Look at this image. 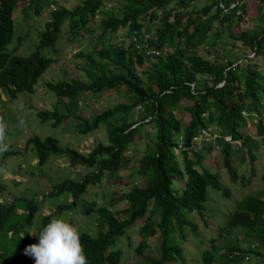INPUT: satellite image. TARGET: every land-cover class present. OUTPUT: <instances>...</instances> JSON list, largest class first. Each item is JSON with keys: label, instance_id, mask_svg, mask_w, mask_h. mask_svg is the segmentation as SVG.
<instances>
[{"label": "trees", "instance_id": "1", "mask_svg": "<svg viewBox=\"0 0 264 264\" xmlns=\"http://www.w3.org/2000/svg\"><path fill=\"white\" fill-rule=\"evenodd\" d=\"M17 1L0 0V86L14 96L20 90L33 92L34 82L53 61L40 49L59 40L63 43L60 28L67 20L66 40L89 34L84 78L45 83L56 99L53 109L43 110L41 116L52 119L54 125L68 117L72 127L85 135L105 125L106 139L84 151L54 135L31 136L39 164L64 155L70 164L89 171L77 179L65 177L53 183L48 192L34 190L0 200V264H35L24 254L27 245L39 242L32 233L38 234L61 214L78 226L87 264H170L180 260L182 241L198 249L194 232L184 226L196 229L191 209L205 217L208 187L219 186V177L208 168H198L205 146L192 147L193 135L202 127L219 128L221 135L208 148L220 147L232 177L237 174L234 157H243L246 150L253 160L260 139L264 141V67H260L264 63V0H206L200 5L196 0H118L116 10L105 7L103 0H81L54 12L28 56L5 50ZM42 1L28 0L25 8L38 13ZM252 8L257 10L254 16L248 15ZM99 11L104 14L95 22ZM247 20L252 24L242 27ZM120 26L132 36L136 33L139 47L132 40L118 44L106 38L107 31ZM97 28V34L91 35ZM200 45L207 55L198 52ZM250 51L261 60L250 56ZM113 87L119 102L86 113L91 104L84 98L96 101ZM26 104L31 106L30 101ZM185 111L187 119L180 116ZM251 122L254 131L247 129ZM142 138L143 148H132ZM175 179L177 188L184 179L180 192L173 186ZM91 184L101 187L97 198L81 196ZM256 191L237 203L222 234L230 236L242 228L245 236L257 240L215 245L214 251H204L206 261L222 253L224 264H245L244 256L253 258L248 264H264V197ZM36 192L64 195L66 200L42 214ZM37 214L39 225L31 233ZM78 217H82L80 223ZM87 217L95 222V233L85 228ZM126 236H130L128 244L123 240ZM150 245L158 246V253Z\"/></svg>", "mask_w": 264, "mask_h": 264}, {"label": "rangeland", "instance_id": "2", "mask_svg": "<svg viewBox=\"0 0 264 264\" xmlns=\"http://www.w3.org/2000/svg\"><path fill=\"white\" fill-rule=\"evenodd\" d=\"M205 1L206 0H196V3L200 5ZM58 2L67 6L68 8H71L78 3V0H58ZM103 2L106 7H113L115 10L118 8L116 7L118 5V0H103ZM20 5L21 3H19V6L15 10H13V17L16 15L17 24L19 26H21V16L23 14L22 11L19 10ZM256 12L257 10H255V8L249 9L248 15L254 16ZM101 14L102 13H99L94 16L95 22L100 20L99 17ZM47 16L48 12L45 9L38 15L29 13L25 14L22 22L26 27L27 34L24 36L20 47L14 51L15 53L28 54L35 49ZM250 24H252V21L247 20L242 22L241 26L245 27ZM97 31H99V28L95 29L91 35L95 36ZM18 33L19 28L16 27L12 41L7 45L8 50L12 51V47L16 43ZM64 33L65 31L63 30L62 35ZM145 35L147 34L145 33ZM106 38L118 44H120L123 40H125L126 43H129V41L133 39L127 28L122 26H120L114 32L107 31ZM61 41H64L63 37L61 38ZM88 42V33L83 34L80 38H72L69 43H66L60 48V55L57 59V63H51L37 79L35 83V90L33 92L20 90L18 91V94L11 100L0 101V106L4 112L6 114H13L15 116V119L12 121L11 125L7 127V130L9 132H14V142L24 148V151L22 150L21 152L6 151L4 153L3 164L0 165V199L9 200L15 196L21 195L25 192L30 193L34 190L40 191L45 189V192H48L51 189V185L53 183H57L65 177L77 179L83 173L89 171V168H86L82 165L70 164L69 159L64 155L54 156L52 159L49 158L45 162L39 164L38 154L34 155L33 152L35 149H33L30 141L33 133H36L42 137L50 134L56 136L64 143L78 147L79 150L87 151L93 146L95 141H104L106 139L105 125H99L92 132L85 135L77 132L74 127H72L73 120H66L68 117L65 118L66 121L63 120L60 123L54 125L56 122L54 123L52 119H43L41 116L43 110L53 109V104L56 99L55 93L46 87L45 83L47 82L45 81L51 79L56 81L63 78L67 79V77H76L79 80H82L80 78H84L82 57L73 56V54L78 50H83ZM56 46H60V40L56 42ZM99 47H101L100 44H98V48ZM148 49H152V47ZM198 49V52L201 51L203 55H207V51L205 50L206 48L203 49V45H200ZM40 51L47 56L54 55L51 46H44L40 49ZM225 51H229V49L227 48L224 50V52ZM249 55H253V52L250 51ZM253 57L256 60H261L260 56L255 57L253 55ZM145 64L146 61H144L143 65ZM260 67H264L263 62H260ZM61 70L66 71H63V73L60 72ZM222 82L223 81H221L219 85H221ZM1 98L5 99V97L2 96ZM118 98L119 95L116 91V88L113 87L110 89H105L98 96L96 101H93L87 97L82 101L91 104L89 105V109L86 110V113H95L98 111V107L102 108L104 105L106 107L113 105V103L115 104L119 102ZM26 101H30L31 106L26 104ZM186 103L191 104V101H186ZM80 114L85 116L84 113ZM180 116H182L184 119H187V111L181 113ZM64 126H69L71 128L64 129ZM247 129L249 131H254L255 123H248ZM7 137H11V135L9 134ZM204 139L205 141L210 140L209 137ZM10 140L12 141L11 138ZM143 146V138L140 139L138 143L134 145V147L131 145V147L135 149H142ZM219 148V146H215V148L212 149H205L202 165L200 167L209 168L215 172H219L220 181L229 186L226 187V198L221 194L220 190L213 187H208V198L205 201L204 210L205 216L207 218L202 217L198 212H194V214L189 213L194 219V223L196 225L195 231L200 228L197 233H192L194 235V240H196L200 246H198V249H196L194 243H190L189 245V242L187 241L181 242L182 254L183 256L188 257L186 258L187 264H224L221 261L222 253L213 254L212 260L207 262L202 256V251L205 248L210 250L213 249L214 251V245H221L222 243H230L234 241L235 238L233 235L226 236L225 234H222L220 224L224 223L223 219L225 217V212L227 213L229 210H231L234 207V203L248 193H253L257 190L256 193L264 197V141L260 139V146L257 150H255L256 155L253 160L249 159L248 155L246 154V150L243 154V157L239 155L234 157L233 164L235 165L238 174L231 178L229 177V174L227 173L226 167L223 163L224 154L219 150ZM10 149L14 151L16 148L15 146H12ZM11 168H14L15 173L7 171L11 170ZM248 176H250L249 179H247ZM124 178L126 180V177ZM174 181V188L180 192L184 186V179L181 187L179 188L176 186L177 179ZM128 187L130 188V186ZM99 190H101V187L99 188L97 184H91L86 188L81 196L87 197L89 199L97 198V193ZM36 194L38 195V200L41 203L39 207L41 213H49L59 201L66 200L64 195L50 197L44 196V194L40 192H36ZM36 218H38V214L36 215ZM81 219L82 217H78V223H80L79 221ZM85 219L86 222H83L85 228L89 232L95 233V222L91 217H87ZM140 219L141 218H138L136 221H139ZM35 226L36 222L33 223L31 231L35 229ZM184 229L193 232L189 224H186ZM238 234L245 237L243 229H239ZM123 240L126 244H128L130 241V236L123 237ZM238 241H244V239L239 238ZM150 247H152L153 250L158 253V246L155 247L150 245ZM220 250L222 251L223 248ZM251 262H253V258H251L249 261V263ZM172 264H182V262L178 261Z\"/></svg>", "mask_w": 264, "mask_h": 264}, {"label": "clouds", "instance_id": "3", "mask_svg": "<svg viewBox=\"0 0 264 264\" xmlns=\"http://www.w3.org/2000/svg\"><path fill=\"white\" fill-rule=\"evenodd\" d=\"M27 2H28V0H18L17 3H16V6L11 11L12 12L11 13V17L13 18L12 19L13 32H12L11 39L5 45V50L9 51L12 54H18V53H15L14 51H16L20 47V44H21L22 40L24 39V36L27 34L26 27H25V25H23V22H22V19L25 16L26 13L38 15L41 12H43L44 9L47 10L48 16H47V18L44 21V24H43L44 27L42 29V31H43L47 27V23L51 20L52 15L54 14V12L57 11L58 9H60V8H66L67 7V6L59 3L58 0H43L41 5L38 7L40 11L38 13H36V12H34V9L25 8ZM80 2H81V0H78V3H80ZM19 3H21V5L19 7V10L22 11V13H23L22 16H21V26H19L17 24L16 15L13 17V10H15L19 6ZM99 13H102V12L99 11L96 14H99ZM102 14H104V13H102ZM66 26H67V20H65L62 23V25H61V28H60V34L61 35H62L63 30L65 31ZM16 27L19 28V33H18V36L16 38V43L13 45L12 51H10V50L7 49V45L12 41L13 36H14V31L16 30ZM41 32H40V36H41ZM65 35H66V31L62 35L63 38H64V41H63L62 44H60V46H56V43L54 45H52V44L45 45V46H51L52 47V51H53L54 55L53 56H48V57L51 58L50 61L53 60L51 63H53V62L57 63V59H58V57L60 55V48L63 47L66 43L70 42L71 39L70 40H66ZM131 37L133 38L131 40L134 42V46L139 47V41H138L139 37L136 35V33L134 32L133 36L131 35ZM77 38H80V36H78ZM39 40H40V37H39ZM39 40H38V42H39ZM130 41H129V43H130ZM113 43H115V42H113ZM36 46H37V44H36ZM33 51H31L28 54H18V55L28 56ZM78 51H80V53L77 54V55L73 54V56H81L82 57V62H83L82 63V67L86 66V64L88 62V61L86 62V56H87L88 53H90V47L88 46V43L86 44V46H85V48L83 50H78ZM150 51H152V50H150ZM45 56H47V55H45ZM49 65H47V67ZM46 68H45V70H46ZM63 71H66V70H61L60 72H63ZM42 73L38 77H40L42 75ZM69 79L70 78L67 77V79H58V80H69ZM58 80H56V81H58ZM45 82H52L53 83L55 81L53 79H51V80H47ZM35 83L36 82H34V87H35ZM46 87H47V85H46ZM48 89H50V88H48ZM17 94H18V92H17ZM1 96L5 97V99L1 98L2 100H0V101H8V100H11L13 97H15L14 95H11L6 88L0 86V97ZM11 115L15 119V116L13 114H6L4 112V110L2 109V107L0 106V165L3 164V157H4V153L6 151L7 152H21L22 150L24 151V148L22 146L17 145L14 142V139H13L14 132H9L7 130V127H9L11 125L12 121L14 120V119L13 120L11 119V117H10ZM218 129L219 128L216 127L215 125L208 126V127H202L201 129H198V131L192 137V140L194 141V143L191 144L192 147H195L196 149H198V148H200V145L201 146L203 145V146H205V149H207L208 145H210L211 143H214L216 141V139L218 138V136L221 135L220 132L218 131ZM9 134L11 135V137H7V135H9ZM35 134L36 133H33V135H35ZM48 135H50V134H48ZM206 137H209L210 140L209 141H205L204 138H206ZM10 138L12 139V141L10 140ZM225 138L228 139L227 141L232 143V141L230 140L231 136L229 134H227L225 136ZM195 144H197V145H195ZM31 145L33 146L32 143H31ZM12 146H15V148H16L14 151H12L10 149ZM33 149H35V148L33 147ZM176 151H178V148L176 149ZM33 153H34V155L37 154L36 149H35V151ZM203 157H204V154H203ZM202 160H203V158H202ZM38 161H39V157H38ZM201 165H202V162L198 165L199 169L202 168V167H200ZM233 166L235 167L234 164H233ZM204 169L205 168H202L201 171L204 170ZM209 170H211V169H209ZM226 170H227V173L229 174V177L231 178L232 176L230 175V172H229L228 168ZM7 171L14 172V168H11V170H7ZM211 171H213V170H211ZM213 172L215 173V171H213ZM236 173L238 174L237 169H236ZM216 174L219 177V186H213V188L220 190L221 194L226 198V194H227L226 187H229V186L225 185L224 182L220 181V174H219L218 171H217ZM14 180L17 181L16 179H14ZM209 187H212V186H209ZM25 194H29V193L25 192ZM250 194L251 193H248L245 196H243L241 199L237 200L234 203V207L231 210H229L227 213L225 212V217L223 219L224 223L220 224L221 229L223 227L227 226L226 222L228 223V221L230 220L231 215H232L231 212L234 210V208L238 207L237 203L242 201L244 198H246ZM206 195H207V197H206V199L203 202L204 210H205V201L208 198V190H207V194ZM0 200L3 201L4 199H0ZM40 204L41 203L39 201V207H40ZM203 207H202V209H203ZM194 209H197V208H194ZM18 210L21 211L22 208H18ZM191 210L192 211L189 212V213H193L194 214V212H197L196 210H193V209H191ZM40 212H41V210H40ZM36 219H38V220H36ZM34 222H36V226H35V229L33 231L30 230L31 233L34 232L36 230L37 226L39 225V218L35 217ZM193 222H194V219H193ZM189 225H190L191 230L193 232H195V233H197V231L200 229L199 228L198 230L195 231V230L192 229L191 224H189ZM239 229H242V228H239ZM239 229L234 231L231 234L237 240L242 237L240 234H238ZM32 235H38L39 242L27 245L25 247V249H24V254L29 256V257H31L35 261V264H87V256L85 254L84 246H83L82 241H81V233L79 231L78 226L72 222L70 216L61 214L59 216L53 217L50 220V222L47 223V225L44 226L42 228V230L38 234L32 233ZM253 239H255V238L250 237V236H245L244 241L245 240H253ZM255 240H257V239H255ZM243 247H245V246H243ZM248 247H251V246L248 245ZM206 250L210 251V249H208V248L203 249L202 256L204 257V259H205L204 251H206ZM212 257L213 256L211 255V259L208 260L207 262L211 261ZM186 258H188V257L187 256H183V254H181V258H180L179 261H181L182 264H187ZM243 260L245 261V264H248L249 261L251 260V257L244 256ZM170 264H172V263H170Z\"/></svg>", "mask_w": 264, "mask_h": 264}]
</instances>
